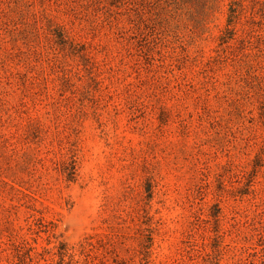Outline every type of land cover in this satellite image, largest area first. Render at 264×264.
<instances>
[{"label":"rangeland","instance_id":"1","mask_svg":"<svg viewBox=\"0 0 264 264\" xmlns=\"http://www.w3.org/2000/svg\"><path fill=\"white\" fill-rule=\"evenodd\" d=\"M230 1L0 0V264H264V0Z\"/></svg>","mask_w":264,"mask_h":264},{"label":"trees","instance_id":"2","mask_svg":"<svg viewBox=\"0 0 264 264\" xmlns=\"http://www.w3.org/2000/svg\"><path fill=\"white\" fill-rule=\"evenodd\" d=\"M195 0H183V2H177L176 0H173V2H175L176 4H184L186 2H189L191 5ZM203 1H207L210 3H205V4H210L209 5V10H205V14L209 15L211 12H213L219 5V2L221 0H213L211 2V0H203ZM232 1H230L229 4V15L227 17V30H231V24H232V12H233V8H232ZM29 25V23H28ZM41 25H45L47 27V29H49L50 33L52 32L51 26H52V19L47 18V21L45 23H41ZM55 43H57L59 45V47L61 49H65L66 47H72L73 45H71V40L66 36L65 32L62 30L63 28L60 27L59 24L55 25ZM28 26L26 25V28ZM221 39H223V41L226 39L224 35L221 36ZM92 247L87 248L85 245V247L90 250L93 251L94 247L93 244H91ZM83 246V248H84ZM21 247L23 249H25L26 251V256L27 258L23 257V254L25 252H22V254H15V256L19 259V261H22V263L24 264H55L57 263H61V264H82L83 262H85L86 259V253H83L81 251H75V249H73L72 247H69L65 242L61 241L59 242L58 246H57V250H54L52 247H41L40 249H36L35 246H32L30 243L24 242ZM61 247V249H60ZM61 261V262H60ZM18 263L17 261L15 262V260L13 261L12 264H16Z\"/></svg>","mask_w":264,"mask_h":264}]
</instances>
